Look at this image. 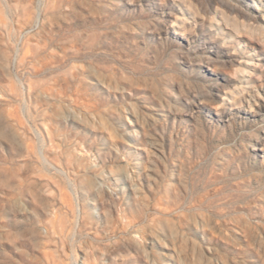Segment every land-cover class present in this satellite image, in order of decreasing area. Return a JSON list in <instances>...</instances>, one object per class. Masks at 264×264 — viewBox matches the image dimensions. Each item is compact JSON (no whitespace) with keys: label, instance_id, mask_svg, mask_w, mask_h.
<instances>
[{"label":"rangeland","instance_id":"1","mask_svg":"<svg viewBox=\"0 0 264 264\" xmlns=\"http://www.w3.org/2000/svg\"><path fill=\"white\" fill-rule=\"evenodd\" d=\"M189 1L0 0V264H264V0Z\"/></svg>","mask_w":264,"mask_h":264},{"label":"bare ground","instance_id":"2","mask_svg":"<svg viewBox=\"0 0 264 264\" xmlns=\"http://www.w3.org/2000/svg\"><path fill=\"white\" fill-rule=\"evenodd\" d=\"M182 1V3H184L186 6H187V9H188V11L189 10H191L192 8V4H191V2L189 1V0H181ZM185 12H187V11H185ZM217 15H221V19L220 18H217ZM223 15H224V13L222 14V12L220 13V14H216L215 16H214V20H215V22H224L225 20H224V17H223ZM180 20V22H176V21H174V23L175 24H177V25H184L187 21H188V18H183V19H179ZM237 25H238V23H237ZM241 25V24H240ZM243 26L244 27H248V25H245V24H243L242 25V28H243ZM240 27V26H239ZM237 28V27H236ZM238 29V28H237ZM237 32H240V30L238 29V30H236ZM264 33V32H263ZM263 35V34H262ZM262 41H264V36H261V38H260ZM245 93H247V91H246V89H244V88H242V89H240L239 91H237V92H232V93H230L229 94V96L227 95V96H224V100H229V99H232V98H234V97H236V96H241V95H243V94H245Z\"/></svg>","mask_w":264,"mask_h":264}]
</instances>
